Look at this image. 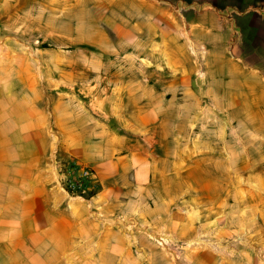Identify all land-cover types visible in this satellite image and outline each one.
I'll return each mask as SVG.
<instances>
[{"label":"crops","instance_id":"obj_1","mask_svg":"<svg viewBox=\"0 0 264 264\" xmlns=\"http://www.w3.org/2000/svg\"><path fill=\"white\" fill-rule=\"evenodd\" d=\"M144 4L151 7L152 38L162 39L164 53L177 52L180 39L192 38L199 47L198 71L174 65L172 70L179 75H172V80L179 78L183 85L196 80L199 100L211 103L212 114L227 120L237 138L245 136L241 144L232 141L225 147L230 149V180L240 183L239 204L231 213L241 216L237 227L247 230L244 246L232 247L229 253L200 251L197 260L264 264V0ZM105 36L103 44L108 43ZM35 118L29 95L20 99L12 89L2 95L0 264H154L165 254L155 252L151 242L139 236L144 226L160 237V244L171 241L175 229L181 230L184 243L190 242L191 222L184 210L146 206L150 194L145 186L139 191L118 186L116 179L128 178L132 169L135 182L155 181L164 160L156 150L127 153L121 139L115 144L111 137L110 148H104L95 139L78 141L71 136L59 143L61 159L51 158L45 112L38 115L39 125L32 122ZM144 130L142 140L149 135L157 143L156 132ZM72 160L94 169L98 191L80 197L61 189L57 163ZM163 177L174 180V175ZM167 256L162 262L171 264Z\"/></svg>","mask_w":264,"mask_h":264},{"label":"rangeland","instance_id":"obj_2","mask_svg":"<svg viewBox=\"0 0 264 264\" xmlns=\"http://www.w3.org/2000/svg\"><path fill=\"white\" fill-rule=\"evenodd\" d=\"M146 1L155 0H0V99L11 89L20 99L29 95L35 125L45 112L51 158L61 159L59 143L71 136L95 139L104 148L111 137L115 144L121 139L127 153L156 150L164 160L155 181L135 182L132 169L128 178L116 179L118 186H145L146 206L184 210L190 219L189 243L180 229L163 244L146 226L139 231L165 254L154 264H164L167 255L171 264H199L200 251L244 246L247 230L231 213L240 183L230 180L225 147L245 136L237 138L227 120L212 114L211 103L199 100L196 80H172L179 75L174 65L198 71L199 47L192 38L180 39L177 52L164 53L162 39L152 38ZM147 127L157 143L149 135L142 140Z\"/></svg>","mask_w":264,"mask_h":264},{"label":"built area","instance_id":"obj_3","mask_svg":"<svg viewBox=\"0 0 264 264\" xmlns=\"http://www.w3.org/2000/svg\"><path fill=\"white\" fill-rule=\"evenodd\" d=\"M61 189L72 196H86L97 189L96 172L88 166L79 164L77 161L69 163H57Z\"/></svg>","mask_w":264,"mask_h":264}]
</instances>
